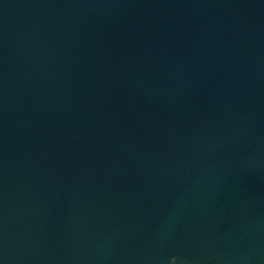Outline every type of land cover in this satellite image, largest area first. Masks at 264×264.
<instances>
[{
    "label": "water",
    "instance_id": "water-1",
    "mask_svg": "<svg viewBox=\"0 0 264 264\" xmlns=\"http://www.w3.org/2000/svg\"><path fill=\"white\" fill-rule=\"evenodd\" d=\"M0 264H264V0H0Z\"/></svg>",
    "mask_w": 264,
    "mask_h": 264
}]
</instances>
